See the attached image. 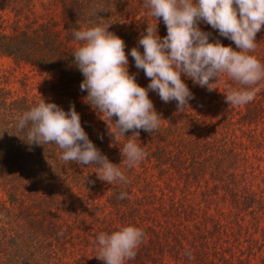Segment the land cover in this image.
I'll return each instance as SVG.
<instances>
[{
	"label": "trees",
	"instance_id": "1",
	"mask_svg": "<svg viewBox=\"0 0 264 264\" xmlns=\"http://www.w3.org/2000/svg\"><path fill=\"white\" fill-rule=\"evenodd\" d=\"M101 23L125 41L129 73L147 87L130 55L133 47L143 53L138 40L155 23L145 0H0V58L38 73L45 85L28 91L25 73L22 90H14V74L0 75V264H105L98 236L128 225L145 237L124 264H264V80L251 102L234 106L226 95L241 86L226 73L210 81L211 90L182 75L194 94L190 107L178 111L176 101L149 91L158 130L119 135L117 117L108 126L85 100L74 59L81 46L74 31ZM199 27L210 42L239 50L210 25ZM158 34L167 35L162 18ZM256 41L249 54L264 63V26ZM41 97L65 111L74 104L89 139L127 182L99 179L95 164L63 161L54 143L24 141L27 130L16 124ZM129 138L147 153L132 168L121 154ZM122 192L127 198L119 199Z\"/></svg>",
	"mask_w": 264,
	"mask_h": 264
},
{
	"label": "clouds",
	"instance_id": "2",
	"mask_svg": "<svg viewBox=\"0 0 264 264\" xmlns=\"http://www.w3.org/2000/svg\"><path fill=\"white\" fill-rule=\"evenodd\" d=\"M145 7L155 23L147 24L138 40L143 53L133 47L130 55L135 67L149 78L147 87L137 83L136 73H129L125 41L108 30L110 24L74 31L75 39L81 42L74 55L75 65L85 78L80 90H86L85 100L106 115L108 126L115 116L116 130L122 136L129 130L133 131L130 137L135 138H139L141 129L150 134L158 130L162 118L148 93L156 92L164 103L176 101L177 110L183 111L194 94L182 75L211 90L214 83L210 81L215 79L216 83L226 73L241 86L228 91L229 104L241 106L254 99L259 91L255 86L264 80V63L249 53L256 50V36L264 26V0H145ZM161 18L167 29L163 38L158 34ZM200 22L218 30L239 50L224 46L219 39L210 42L211 34L201 30ZM16 127L27 130L24 141L29 145L54 143L62 150L63 161L95 164L99 179L127 182L119 165L110 162L89 139L74 104L65 111L41 97L22 114ZM121 154L128 168L139 165L147 156L132 138L125 142ZM127 196L122 192L119 199ZM144 237V231L134 225L122 226L110 235L101 233L97 258L105 264H124L135 259Z\"/></svg>",
	"mask_w": 264,
	"mask_h": 264
},
{
	"label": "rangeland",
	"instance_id": "3",
	"mask_svg": "<svg viewBox=\"0 0 264 264\" xmlns=\"http://www.w3.org/2000/svg\"><path fill=\"white\" fill-rule=\"evenodd\" d=\"M4 70L14 74L13 77H11L8 85L10 88L14 90H22V87L18 82V80H21L25 75V73L28 74L29 77L31 78L30 80L31 85L29 86L28 91L34 88L33 92L38 93V90L36 88H38L39 86L40 87L45 86L42 83V79L39 77L38 73L31 72L29 68L18 69L16 68V65L13 64L10 60L5 58H0V75H2V71Z\"/></svg>",
	"mask_w": 264,
	"mask_h": 264
}]
</instances>
